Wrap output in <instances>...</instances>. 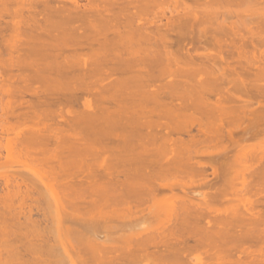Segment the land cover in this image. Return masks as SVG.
I'll return each mask as SVG.
<instances>
[{
    "label": "bare ground",
    "instance_id": "6f19581e",
    "mask_svg": "<svg viewBox=\"0 0 264 264\" xmlns=\"http://www.w3.org/2000/svg\"><path fill=\"white\" fill-rule=\"evenodd\" d=\"M0 147V264H264V0H0Z\"/></svg>",
    "mask_w": 264,
    "mask_h": 264
},
{
    "label": "rangeland",
    "instance_id": "374dc122",
    "mask_svg": "<svg viewBox=\"0 0 264 264\" xmlns=\"http://www.w3.org/2000/svg\"><path fill=\"white\" fill-rule=\"evenodd\" d=\"M83 3V2H82ZM253 142V144H254V147H256V146H258L259 145V141H257V142H254V141H252ZM251 142V143H252ZM255 144H257V145H255ZM249 146H251V144H249ZM0 151L2 152H0L1 154H3L4 156H6V153H5V151L0 147ZM5 160L3 159L1 162H4ZM11 165H13V164H11ZM14 166V165H13ZM13 166H10V164H8V165H6L5 167H0V181H2V179H4V177L11 171V170H13L14 169V167ZM15 166H16V164H15ZM211 177V176H210ZM210 177L208 178V179H210ZM195 187V186H194ZM193 188V187H192ZM193 190V193L191 194V196L192 197H194V199H195V197L197 196L196 195V193H201L200 191H197L196 193H195V189H192ZM239 194H241V193H239ZM239 194L238 195H236L235 197L238 199V198H242V196L241 195H243V194H241L240 196L241 197H239ZM179 194H177V196H178ZM247 196V195H246ZM245 195H244V197H246ZM231 197V196H230ZM229 197V198H230ZM248 197V196H247ZM234 200H236V199H234V195L232 196V202L234 201ZM241 200V199H240ZM237 201V200H236ZM235 201V202H236ZM211 204V203H210ZM213 204H214V206H213ZM213 204H211L212 205V207H217V208H223L224 207V204H225V206H227L226 204H228L227 202L226 203H220V204H216V203H213ZM37 218V216L36 215H34L33 216V219H36ZM47 218L49 219L48 220V224H47V227H48V229L51 231V232H54V230H55V224H56V214H55V210L54 209H51L49 212H48V215H47ZM57 225V224H56ZM57 231V230H56ZM55 231V232H56ZM54 232V233H55ZM192 260H193V262L195 261V258H192Z\"/></svg>",
    "mask_w": 264,
    "mask_h": 264
}]
</instances>
